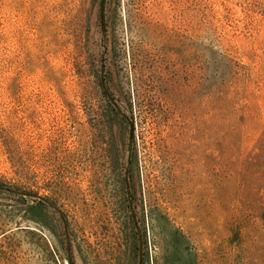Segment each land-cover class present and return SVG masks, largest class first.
Returning a JSON list of instances; mask_svg holds the SVG:
<instances>
[{
    "label": "rangeland",
    "instance_id": "rangeland-1",
    "mask_svg": "<svg viewBox=\"0 0 264 264\" xmlns=\"http://www.w3.org/2000/svg\"><path fill=\"white\" fill-rule=\"evenodd\" d=\"M0 264H264V0H0Z\"/></svg>",
    "mask_w": 264,
    "mask_h": 264
}]
</instances>
